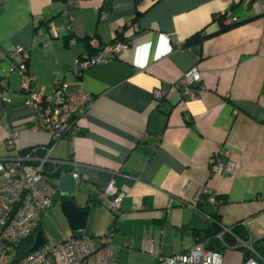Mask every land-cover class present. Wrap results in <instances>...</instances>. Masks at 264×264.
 I'll list each match as a JSON object with an SVG mask.
<instances>
[{"label":"crops","instance_id":"crops-1","mask_svg":"<svg viewBox=\"0 0 264 264\" xmlns=\"http://www.w3.org/2000/svg\"><path fill=\"white\" fill-rule=\"evenodd\" d=\"M258 1L0 0V157L9 153L6 131L34 120L7 50L27 48L33 88L48 92L64 80L69 90L94 97L71 138L52 144L46 132L24 128L15 139L18 151L57 169L46 176L55 186L39 224L46 242L50 217L64 238L113 226L122 264H156L159 256L186 251L214 221L240 224L252 242L264 240V12ZM226 10L239 23L217 32L213 16ZM200 30L211 35L199 47L181 46ZM116 35L129 41L126 51L77 72L76 58L93 51L86 37L108 43ZM192 65L200 81L186 94L179 81ZM156 88L163 92L159 99ZM220 147L233 164L225 176L208 168ZM75 166L87 182L102 187L112 179L124 192L121 219L74 179ZM204 186L206 198L221 202L202 201ZM65 198L86 208L82 229L69 226L60 205ZM243 257L244 250L225 248L221 264H242Z\"/></svg>","mask_w":264,"mask_h":264},{"label":"built area","instance_id":"built-area-1","mask_svg":"<svg viewBox=\"0 0 264 264\" xmlns=\"http://www.w3.org/2000/svg\"><path fill=\"white\" fill-rule=\"evenodd\" d=\"M258 2L260 11L264 12V0ZM219 16L223 17L224 25L238 21V17L233 15L231 10L222 11L214 17ZM49 30L55 33L52 24H49ZM87 44L93 51L83 52L76 58L77 72L104 63L129 47L127 39L115 38L108 43H102L93 36L87 38ZM4 55L10 60V71L16 70L21 74V89L25 93L24 103L33 109L34 120L14 125L6 131L5 147L9 153L0 157V264H122L117 260L111 242L113 226L98 235L72 234L54 244L44 241L36 249L17 257V246L26 238L35 235L41 215L52 205L55 186L43 173L42 165L46 159H33L32 154H22L15 147V139L24 128L46 132L52 144L62 138H71L79 130L78 119L86 113L94 97L83 89L69 90L68 82L64 80L55 83L48 92L33 88L32 77L26 74L27 48L7 50ZM199 81L198 69L192 65L181 76L179 85L184 93L191 94L192 88ZM4 82V78H0V86ZM153 94L159 99L163 92L156 88ZM228 156L229 151L223 147L214 151L208 158L210 173L223 176L231 173L233 164ZM71 174L79 184L86 185L96 195L98 202L111 212L116 220L122 218L121 200L124 192L114 186L112 179L104 186L98 187L87 182L79 174L76 166ZM207 191L204 186L200 189V194H207ZM206 200L213 204L221 202L212 196ZM191 205L197 207V202L193 201ZM220 226L221 231L216 234V238L221 240L224 232L233 234L231 227ZM235 238L236 245L254 254H248L242 264H260L250 238L240 239L236 236ZM224 247L229 248L226 244ZM221 263L222 251L212 249L207 239L196 242L186 251L159 256L156 262V264Z\"/></svg>","mask_w":264,"mask_h":264},{"label":"trees","instance_id":"trees-1","mask_svg":"<svg viewBox=\"0 0 264 264\" xmlns=\"http://www.w3.org/2000/svg\"><path fill=\"white\" fill-rule=\"evenodd\" d=\"M141 0H134L135 3L140 2ZM152 2L156 1V0H151ZM232 13V11H231ZM233 14V13H232ZM216 15V14H215ZM214 15V16H215ZM213 16V20L217 21L219 28L217 32L226 30L228 28H231L232 26L236 25L239 23V20L232 23V24H228V25H224L222 23V16H219L217 18H215ZM216 32V33H217ZM211 34L206 33L203 30H200L198 32L193 33L192 35L188 36L183 43L181 44L182 47H199L202 40L209 37ZM115 38H120V39H125L122 37V35H116L114 37ZM87 40V37H86ZM29 150H21L22 154H26L28 153ZM46 162L43 163V173L45 176L51 177L53 175L56 174L57 169H53L51 166L50 167H46ZM47 168V169H46ZM48 179V178H47ZM204 197V198H203ZM202 201L206 202V197L204 195H202ZM224 200V199H223ZM40 231L39 230V226L37 227V229L35 230L34 234ZM221 231V226L220 224H218L216 221H214L211 226L204 232L199 233L197 238H196V242L201 241V240H208V245L214 249V250H219L222 251L225 249L224 245L226 244L229 247H237L240 248L241 250H244V257L243 260L246 259V254L248 253L249 255H254L250 252H248L244 247L242 246H237L236 245V237L240 238V239H245L246 236V232L244 230V228L240 225V224H235L233 226H231V231L233 234L224 232L222 234L221 240L216 238V234L219 233ZM235 235V236H234ZM33 238L34 235H31L30 237L26 238L25 240H23L20 245L17 246V257H21L23 255H25L26 253H28V249L31 246L32 242H33ZM252 246L253 249L255 251V254H257L259 257L256 258L260 264H264V240H260V241H256V242H252Z\"/></svg>","mask_w":264,"mask_h":264},{"label":"water","instance_id":"water-1","mask_svg":"<svg viewBox=\"0 0 264 264\" xmlns=\"http://www.w3.org/2000/svg\"><path fill=\"white\" fill-rule=\"evenodd\" d=\"M61 211L66 216L69 226L74 230L82 229L85 225L87 210L84 207L78 206L72 199L65 198L61 201ZM44 237L41 231H37L34 235V240L28 249V252L36 249L44 242Z\"/></svg>","mask_w":264,"mask_h":264},{"label":"rangeland","instance_id":"rangeland-1","mask_svg":"<svg viewBox=\"0 0 264 264\" xmlns=\"http://www.w3.org/2000/svg\"><path fill=\"white\" fill-rule=\"evenodd\" d=\"M45 237L48 242L54 241V237L64 238L61 227L58 226L57 221L52 217L45 220L44 224Z\"/></svg>","mask_w":264,"mask_h":264}]
</instances>
